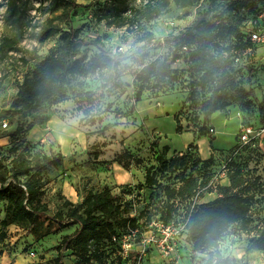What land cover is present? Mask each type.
Here are the masks:
<instances>
[{"label": "trees", "instance_id": "obj_1", "mask_svg": "<svg viewBox=\"0 0 264 264\" xmlns=\"http://www.w3.org/2000/svg\"><path fill=\"white\" fill-rule=\"evenodd\" d=\"M65 1L69 4L67 16L70 25L62 42L28 67L19 82L14 101L31 111L46 104L62 102L70 98L71 94L87 99L92 104L95 97L92 89L86 88L88 83L85 76L96 70L113 69L118 86L130 84V81L121 79L117 71L123 56L105 48L97 38L86 41L79 37L72 22V14L81 4L75 0ZM171 1L105 0L94 14L108 25L133 28L143 20L149 21L161 15ZM174 1L186 5L195 0ZM263 5L264 0H210L206 7L198 10L193 23L175 36L176 45L171 60L156 57L137 70L134 80L139 85L135 99L140 100L143 93L152 88L158 90L156 94L163 93V90L167 92L165 83L175 70L172 62L181 58L189 72L192 93L197 96L195 100L201 104L200 119L208 120L213 112L227 107L232 91L242 106L249 107L252 100L249 96H253L254 91L253 88L243 87L236 80L238 68L235 58L238 50L253 49L257 45L248 37L247 24L257 18ZM6 10L8 18L19 20L20 11L16 0H9ZM19 39V35L6 36L0 43V51L15 47ZM82 45H94L97 51L85 60L86 54L79 55ZM201 90L212 92L205 101L200 100ZM261 109L264 110V105ZM182 116L179 111L175 117L178 131L191 127L198 136L212 134L210 128L213 125L202 122L200 126H194L193 123L184 126ZM194 116L197 118V115ZM262 118L264 120V116ZM99 119H102L101 115ZM96 120L92 118L90 122ZM34 121L17 124L11 133L13 141L18 142L10 147L13 156L9 163L0 158V243L6 238L11 224L28 223V232L38 239L51 233L47 220L58 223L62 228L76 225L73 232L61 239L57 246L58 256L52 264H65L63 254L66 250H72L85 264H104L109 253L108 247L116 245L123 252L124 239L134 232L136 235L139 221L144 219L147 223L156 220L164 224L184 222L192 263L200 253L207 251L209 264H246L238 258L224 256L218 249L221 238L235 224L243 231H254L251 247L264 251V226L254 224L252 216L255 204L264 199L263 178L251 165L252 156L257 154L256 145H253L256 137L243 145L236 154L228 172V184L218 186V196L213 200L200 202L194 198L208 184L220 160L214 154L203 157L195 141L170 155L168 147L159 148L155 141L150 144L146 155L142 152L136 154L128 148L114 159L105 160V164L117 162L128 170L132 165L145 166L144 180L138 185L128 183L90 188L86 190L82 201L65 199L68 206L66 212H57L58 216L50 217L45 195L53 180L51 171L47 173V170L51 167L61 168L65 154L51 155L41 149H33L32 145H23L24 134L34 125ZM248 124L254 125L253 122ZM262 126L264 123L259 127ZM237 145L238 140L232 149ZM180 151L183 153L180 154ZM143 190L151 193L149 205L133 214L138 202L133 195ZM154 195H160L159 203L154 204L151 199ZM204 196L205 192L202 191L198 197ZM157 215L159 218L154 220ZM133 249L126 256L135 264L141 252Z\"/></svg>", "mask_w": 264, "mask_h": 264}, {"label": "rangeland", "instance_id": "obj_2", "mask_svg": "<svg viewBox=\"0 0 264 264\" xmlns=\"http://www.w3.org/2000/svg\"><path fill=\"white\" fill-rule=\"evenodd\" d=\"M16 1L20 11L18 21L7 16L9 0H0V43L6 36H20L15 47L0 51V158L5 163L10 162L13 156L10 147L13 143H18L13 141L11 133L18 123L27 124L26 122L35 119L34 125L24 134L23 145H32L33 149H41L51 155L63 153L67 158L61 168L51 167L47 170V173L51 171L53 180L45 195L50 207V217L58 216L57 212H66L68 206L65 199L76 198L73 191L72 194L64 192V185L67 190L80 193L84 184L92 183L89 172L94 164L102 166L105 160L114 159L128 148L136 154L142 152L146 155L150 144L156 141L155 137L168 142L172 150L183 149L190 137L185 130H177L175 117L179 111L183 114L184 126H191L192 123L200 126L202 122L213 125L216 132L208 135L209 147L211 150H218L222 158L239 140L241 120L253 122L257 128L264 123V110L261 109L264 105V44H258L253 49H241L236 53V80L243 87L253 88L254 91V95L249 96L252 99L249 107L242 106L232 91L227 107L213 112L208 120L200 119L201 104L195 100L197 96L192 93L189 72L181 58L172 62L175 70L165 83L167 92L163 90V93L156 94L158 90L152 88L146 90L140 100L135 99L139 85L134 80L137 70L156 57L171 60L176 45L175 36L193 23L198 10L206 7L210 0H195L186 5L172 0L161 15L149 21L143 20L133 28L108 25L100 20L94 12L105 0H75L81 4L72 14L77 34L86 41L97 38L105 48L122 55L123 60L117 71L119 77L130 81V84L118 86L115 83V71L104 68L85 76L88 83L86 88L92 89L95 97L92 104L87 99L71 94L70 98L62 102L46 104L34 111L19 106V102L14 100L24 72L38 58L45 56L62 42L70 24L67 16L69 4L65 0ZM80 49V56L87 55L85 60L97 51L94 45H82ZM153 83L157 82L154 80ZM211 93L201 90L200 100H207ZM238 111H241L242 116ZM92 118H96V122H90ZM5 121L7 125H4ZM253 145H256L257 154L252 156L251 165L255 166L257 174L264 181V132L254 139ZM209 147L206 143L201 144L200 154L208 155ZM133 167L136 168L138 177L142 175L139 172L144 174L145 166ZM225 182L227 181L223 183ZM136 194L133 196L138 202L133 214L149 205L151 195L149 190ZM159 196H151L154 204L160 202ZM252 216L254 224L264 226V199L255 204ZM157 218L159 215L153 219ZM47 222L51 233L41 239L28 232V223L11 224L6 238L0 243V263L52 264L58 256L57 246L61 239L73 232L76 225L62 228L56 222ZM139 222L136 235L134 232L132 236H126L127 241L131 242V248L141 252L135 264H209L207 251L200 253L192 263L191 246L184 230V222L175 221L158 227L152 221L147 223L141 219ZM253 236L254 231H243L235 224L221 238L218 249L224 256L238 258L246 264H264V251L251 247ZM144 238H153L157 242L146 241L143 246ZM32 250H36L34 257L30 256ZM107 250L109 253L104 264H134L116 245H110ZM63 262L85 264L72 250L64 251Z\"/></svg>", "mask_w": 264, "mask_h": 264}, {"label": "built area", "instance_id": "obj_3", "mask_svg": "<svg viewBox=\"0 0 264 264\" xmlns=\"http://www.w3.org/2000/svg\"><path fill=\"white\" fill-rule=\"evenodd\" d=\"M247 32H248V37L255 44L257 45L264 44V5L260 10L257 18L255 20H250L248 22ZM238 114L242 116L241 111H238ZM4 125H7L6 121L4 122ZM239 128L240 131H239L238 145L234 149L227 151L228 153L225 152L223 158L220 156L221 153L218 152V150H211L210 155L214 154L220 160V165L218 169H216L212 174V177L210 178L208 184L200 190V192L202 191L205 192V195L217 192L218 186L220 184H223V182L227 180L228 172L230 171L231 168V162H233V160L236 159V154L240 152V149L243 147V145L249 143L253 138L259 137L264 132V126L257 128L252 124L245 123L243 120H241L239 124ZM210 132L214 133L215 128L211 127ZM181 153H183V151H180V154ZM200 192H198L197 196L194 198L195 201L201 200V198L198 197ZM160 224L163 226L165 225L161 221L153 222V225L157 227L161 226ZM183 226L185 228V224H183ZM152 240L153 238H151V240L148 239L146 240V238H144L142 240L143 243L142 245L145 246L146 241L152 242ZM153 241L155 243L157 242V240H153ZM122 247L124 253L128 254V251L131 249V242L130 241L128 242L127 239L125 238ZM30 256L32 257L36 256V250H32L30 252Z\"/></svg>", "mask_w": 264, "mask_h": 264}, {"label": "crops", "instance_id": "obj_4", "mask_svg": "<svg viewBox=\"0 0 264 264\" xmlns=\"http://www.w3.org/2000/svg\"><path fill=\"white\" fill-rule=\"evenodd\" d=\"M185 133L188 135V137H190V140L186 143V145L184 146L183 149H185L187 147V145L191 142V141H195L198 146H199V150L201 153V144L206 143L208 144V147L210 145L209 139H208V135H200L198 136L194 130L192 129H184ZM183 130V131H184ZM182 132V131H181ZM216 132V131H215ZM141 140V139H140ZM156 145L159 148H163V147H168V154H172L173 151L175 150H182V149H176L172 150L173 148L170 146V144L168 142H163L162 140H158L155 137ZM139 140H137L138 142ZM133 145V144H132ZM136 146V144H135ZM139 146H141L139 144ZM131 148H134V146H132ZM211 153V149L209 147L208 150V155H202L203 157H207L209 156ZM66 155L64 158V163H66ZM88 163V162H87ZM94 167H92V171L89 172V176L92 178V183L90 184H84L83 188L81 189L80 193L76 192L75 190H67L66 185H64V192L68 193V194H72L71 191L74 192L75 197L76 198H71V201H82L84 198V195L86 193V190L90 189V188H102L106 185L112 186V185H123V184H136L140 181L144 180V174L142 172H139L141 175V177H138L136 174V168H134L132 165L131 169H126L124 168L122 165H120L117 162H108V163H104V165H100V164H94ZM227 181V180H225ZM64 184V183H63ZM67 184V182H66ZM223 184H228V181L223 183ZM218 196V193H211V194H207L205 195L203 198H201L200 202H207L210 200L215 199Z\"/></svg>", "mask_w": 264, "mask_h": 264}]
</instances>
